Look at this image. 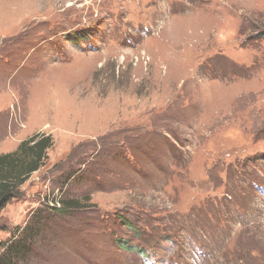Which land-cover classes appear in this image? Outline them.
<instances>
[{"label": "rangeland", "instance_id": "374dc122", "mask_svg": "<svg viewBox=\"0 0 264 264\" xmlns=\"http://www.w3.org/2000/svg\"><path fill=\"white\" fill-rule=\"evenodd\" d=\"M38 133L1 251L264 264V0H0V155Z\"/></svg>", "mask_w": 264, "mask_h": 264}, {"label": "trees", "instance_id": "16d2710c", "mask_svg": "<svg viewBox=\"0 0 264 264\" xmlns=\"http://www.w3.org/2000/svg\"><path fill=\"white\" fill-rule=\"evenodd\" d=\"M54 147V139L51 135L38 133L22 141L18 148L8 154L0 155V218L5 208L21 193V188L31 177L45 167L49 160V152ZM55 201V211L65 212L70 209H78V200ZM43 222L41 219L28 227V234L19 238L10 248L2 250L0 243V264H24L32 255L33 247L29 246L30 239L35 241L43 234L38 228ZM126 227L132 221H124ZM131 228V227H130ZM41 232V233H39ZM7 250V251H6Z\"/></svg>", "mask_w": 264, "mask_h": 264}]
</instances>
